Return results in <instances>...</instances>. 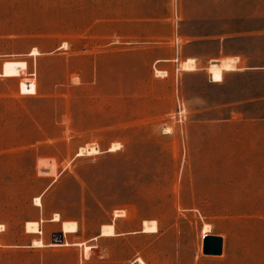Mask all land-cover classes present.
Masks as SVG:
<instances>
[{
	"label": "rangeland",
	"instance_id": "obj_1",
	"mask_svg": "<svg viewBox=\"0 0 264 264\" xmlns=\"http://www.w3.org/2000/svg\"><path fill=\"white\" fill-rule=\"evenodd\" d=\"M138 261L264 264V0H0V264Z\"/></svg>",
	"mask_w": 264,
	"mask_h": 264
},
{
	"label": "bare ground",
	"instance_id": "obj_2",
	"mask_svg": "<svg viewBox=\"0 0 264 264\" xmlns=\"http://www.w3.org/2000/svg\"><path fill=\"white\" fill-rule=\"evenodd\" d=\"M219 61H221V60H219ZM219 61L217 63L215 60H213L211 66H210L211 76L214 78V80H220L221 79L222 70L234 68V66H235L234 63H233L234 60L233 61H228L226 59L222 63H219ZM192 67H193V65H192L191 61H188L184 65V68H188L189 69V68H192ZM89 148L90 149H88V150L97 152V149L95 147H89ZM82 150H83V148L81 149V151L79 153H83ZM35 201H36L37 204H42V198L40 196L37 197ZM38 223L39 222H29L28 223V230H36L38 228L37 225H39ZM63 228H64L65 232L76 231L78 229V224H77L76 221L65 222L64 225H63ZM156 229H157V225H156L155 221L150 222V223L145 222V227H144L143 230H145V231H153V230H156ZM209 230H210V225H205V228H204L202 236L205 233H207ZM111 234H115V226L113 224L104 225L100 235H111ZM52 243H54V242H52ZM63 243L64 244H70L69 242H66V243L62 242V244ZM33 245H44V243H43V241L41 239H39V240H35ZM136 264H146V263L143 262V261H138Z\"/></svg>",
	"mask_w": 264,
	"mask_h": 264
},
{
	"label": "water",
	"instance_id": "obj_3",
	"mask_svg": "<svg viewBox=\"0 0 264 264\" xmlns=\"http://www.w3.org/2000/svg\"><path fill=\"white\" fill-rule=\"evenodd\" d=\"M52 242H65L64 228L53 233ZM224 239L220 234L205 233L203 235V251L209 254H219L223 252Z\"/></svg>",
	"mask_w": 264,
	"mask_h": 264
},
{
	"label": "crops",
	"instance_id": "obj_4",
	"mask_svg": "<svg viewBox=\"0 0 264 264\" xmlns=\"http://www.w3.org/2000/svg\"><path fill=\"white\" fill-rule=\"evenodd\" d=\"M193 38L192 39H197V38H199V35H191ZM228 60V61H233V63H234V68H230V69H224V70H222V75L224 74V72L225 71H229V70H238V69H240V68H242V67H240L239 65H238V62H239V60H240V55L239 54H237V53H226V54H224V56H221V57H219V56H217V57H211V59L209 60L210 61V63H209V65L208 66H206L207 68H209V72H210V66H211V64H212V62H213V60H215L217 63H218V61L219 60H221V61H219V63H222V62H224L225 60ZM197 60H198V56L197 55H195V54H188V55H186V59H185V63H187L188 61H191L192 62V65H193V67L192 68H189V69H196L197 67H196V65L194 64V62L195 63H197ZM223 60V61H222ZM250 68H252V67H255V66H249ZM186 69H188V68H186ZM210 78L212 79V77H211V72H210ZM222 79H223V76H222ZM222 79H220V80H222ZM213 80V79H212ZM216 81H218V80H216Z\"/></svg>",
	"mask_w": 264,
	"mask_h": 264
}]
</instances>
